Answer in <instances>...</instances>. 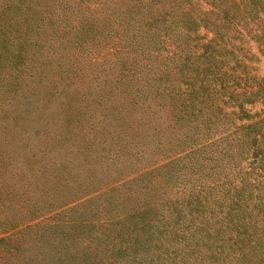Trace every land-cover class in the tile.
Listing matches in <instances>:
<instances>
[{
    "label": "trees",
    "instance_id": "1",
    "mask_svg": "<svg viewBox=\"0 0 264 264\" xmlns=\"http://www.w3.org/2000/svg\"><path fill=\"white\" fill-rule=\"evenodd\" d=\"M261 56L264 0H0V264H264Z\"/></svg>",
    "mask_w": 264,
    "mask_h": 264
},
{
    "label": "rangeland",
    "instance_id": "2",
    "mask_svg": "<svg viewBox=\"0 0 264 264\" xmlns=\"http://www.w3.org/2000/svg\"><path fill=\"white\" fill-rule=\"evenodd\" d=\"M78 52L81 53V51L79 50ZM75 67H80L81 69L83 68H87L86 67V63L85 61L82 59L81 61H78V62H75L74 63ZM258 66H259V71L264 75V56H261L260 57V60H259V63H258ZM48 68H50V66H46L44 67L45 69V72L48 70ZM81 69H78V70H81ZM49 76H51V73H49ZM24 85V82L21 84L20 87H22ZM77 89V87L75 86H70L69 87V93L68 94H75V90ZM19 90V91H18ZM21 88L17 89L18 91V94H20V91ZM13 91H9L7 92L6 94H4L1 99L3 101H6L8 98L14 96V93ZM47 99V96L46 94L44 95L43 99H40L38 101H34V102H52V105L50 106H47L45 107L43 110H44V113H45V117H51V113L55 110L56 114H58V111H57V108L59 107H65L66 104H71V102H65L66 101V95L63 96V94L61 96H58L57 98H53L50 97V100L49 101H46ZM19 102H25L23 100H18ZM245 107L250 110L251 113H255V114H258L259 112L262 111V109L264 108L262 102L260 101H256V102H251V103H246L245 104ZM0 120H5V121H8V120H11V119H14V120H18L15 116H14V113L13 112H10V111H6V112H3L0 110ZM54 119L56 120H59L58 116L55 115L53 117ZM8 127V126H7ZM50 136H46L44 134H40L38 140L43 148V146L45 145V143H47L49 140ZM0 149H3V146L0 144ZM24 149H13L11 148L10 149V157L11 158H15L18 154H21V152L23 151Z\"/></svg>",
    "mask_w": 264,
    "mask_h": 264
}]
</instances>
